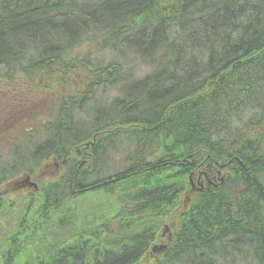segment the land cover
Masks as SVG:
<instances>
[{
    "label": "trees",
    "instance_id": "16d2710c",
    "mask_svg": "<svg viewBox=\"0 0 264 264\" xmlns=\"http://www.w3.org/2000/svg\"><path fill=\"white\" fill-rule=\"evenodd\" d=\"M108 44L152 72L123 87L129 102L87 109L114 73L113 51L95 53ZM2 81L65 92L47 119L0 132L12 141L0 184L37 185L0 190V264H264V0H0ZM193 175L203 186L187 199ZM96 192L106 204L84 217ZM166 222L172 241L152 253Z\"/></svg>",
    "mask_w": 264,
    "mask_h": 264
},
{
    "label": "rangeland",
    "instance_id": "374dc122",
    "mask_svg": "<svg viewBox=\"0 0 264 264\" xmlns=\"http://www.w3.org/2000/svg\"><path fill=\"white\" fill-rule=\"evenodd\" d=\"M91 41H92L91 39L87 38V39H84L82 42L91 43ZM109 46H111V47L96 49L95 53L99 56H102L105 54L109 55V53H111L113 51L112 52L113 55L109 57L107 62H103V64L108 66V64L112 63L111 69L114 70V73L112 74V76H110V79L108 80V83H109L108 85H105V86L102 85L104 88L102 86H99V87L94 89L93 93L88 94L89 102L84 101V107L86 105H90V104H96L97 106H102L103 104H106V105L110 106L113 103V100L116 99V97L118 99H120L122 102L123 101L129 102L127 95L123 94V91H127L123 87L126 86L127 89H129V87H130L129 90H133V89L137 88L138 86H135L134 85L135 83H133V81L140 80V77L145 78L146 75H148L152 72V66L150 64H148V66L146 68L147 73L145 71H143L140 75V67H139L138 62H137V59H138L137 56H135L131 52L125 51L124 47H116L114 45H109ZM77 55H80V54L77 51H75L73 53H70L68 55V57H73V56H77ZM111 59H113V60H111ZM109 60H111V61H109ZM141 68H143V67L141 66ZM123 79H126L128 82L123 81ZM73 82L75 84H78V83H83L84 81L83 80L81 81L80 78H74ZM17 86L18 85H16L15 83L11 84V83L5 82V81L0 82V104L7 107L10 105L9 101L14 100L13 104L15 105V107H11L9 111H6L7 112L6 114L9 115V117L6 121L4 120L5 114H0V132L5 131L7 128H9L11 126H14L16 124V121L18 118H23V117L33 118V120H32L33 123H36L37 121L42 120V119H47L49 117V115H51L50 112H48L49 111L48 106H49L51 100L54 98V96L60 97L63 95L62 94L63 91L65 92L64 86L62 85V87H59V88H57V86L53 87V89L50 90L49 95L41 94L39 96H36L35 94H33V95L29 96L27 93H23L21 90L17 89ZM72 90H73V88L70 87L68 93H70ZM30 97H31V99H30ZM124 97H126V98H124ZM26 98H29L28 102H26L27 101ZM257 99L258 98L254 96L253 101H254L255 105H257L259 103V101ZM76 105H78V104H76ZM86 108H87V106H86ZM85 109H82V110H85ZM74 110L77 111L76 114L79 118H80V114L82 115L83 118H86V117H84L85 114L82 112L81 109L74 108ZM1 112H3V110H0V113ZM126 112H128V111H126ZM42 113L44 114V116L42 115ZM115 119H116V121H115L116 123L121 121L119 118H115ZM242 119L243 118L240 116L239 119H235L233 121V124L235 126L240 127V124L242 123ZM109 124H111V123H109ZM117 126L119 127V129L121 127H124L127 130V128H131V126H135V124L134 123L124 124V125H118L117 124ZM111 127H113V125H111ZM129 130H131V129H128V131ZM18 132L17 131L15 132L16 134H15L14 139L15 140L18 139L19 141H21L24 139V137L21 133H18ZM125 132H127V131H125ZM9 136L10 135H5V137L0 138V167L3 165V160L5 158H7L6 149L8 150V143L12 142L11 137H9ZM128 136H130V135H128ZM46 137H47L46 132L40 131L34 138H32V140H34V142L36 143L42 139L45 140ZM78 149H79V147H78ZM74 156H76L77 158H82L81 157L82 153L76 152V153H74ZM69 162L70 161L64 162L65 166ZM42 164H44V163H42ZM46 168L50 172L53 171V166H51V165H48ZM91 170H92V168H91ZM91 170H88V171H91ZM21 176H23V175L19 174V175L13 176V178H11V179L5 181L4 183L0 184V190H4L7 187V184L13 182L16 179H19ZM27 191L31 192L32 189H30V190L27 189ZM11 197H14V195H12V194L9 195V198H11ZM86 202L87 203L82 204V206L80 207L83 209L82 215L84 217L88 215L89 210L93 209L94 211H97L101 208L100 205H102V204L105 205L106 204V197L102 193L96 192V193L88 195V199ZM89 204H90V206H89ZM107 207H110V206L107 205ZM6 215H7V212L3 213L4 220L7 223L8 221H10V219ZM83 216H82L83 222H85V219ZM139 218H140V215L136 217V219H139ZM118 222H119V219H117L114 223L109 224L107 227L108 230L111 229V227L113 225L117 224ZM166 224H168V223L166 222ZM132 229H130V230H132ZM161 229L163 230V226ZM168 232H169V230H166L164 232V234L161 236L162 241L160 243H158V245H154V246H158V249H160L159 246L162 244L165 245V247H167V244L170 241L169 237L173 236V235L167 236ZM121 236H124V232H121ZM161 250H164V249H161ZM155 251H157V250H155ZM150 252L153 253L152 250H150Z\"/></svg>",
    "mask_w": 264,
    "mask_h": 264
},
{
    "label": "bare ground",
    "instance_id": "6f19581e",
    "mask_svg": "<svg viewBox=\"0 0 264 264\" xmlns=\"http://www.w3.org/2000/svg\"><path fill=\"white\" fill-rule=\"evenodd\" d=\"M195 7V6H194ZM190 9V8H189ZM195 9V8H194ZM193 10V9H192ZM143 18V17H142ZM139 21V20H138ZM126 51V50H125ZM158 65V64H157ZM119 66V65H118ZM132 68V67H131ZM165 71V70H164ZM173 71V70H172ZM177 72V71H176ZM118 76V75H117ZM105 86V85H104ZM103 87V86H102ZM104 88V87H103ZM105 98V97H104ZM117 98V97H116ZM105 103V102H104ZM109 108H110V106H109ZM147 124V123H146ZM185 136V135H184ZM148 139V138H147ZM175 144V143H174ZM87 145V144H86ZM184 149V148H183ZM140 151V150H139ZM75 152V151H74ZM95 152V151H94ZM137 151H135V153H136ZM184 152H182V154H183ZM137 154V153H136ZM180 154V153H179ZM179 158V157H178ZM171 160V159H170ZM66 161H68V159L67 158H63V159H61V160H59V162H60V164H62V165H64L65 166V164H64V162H66ZM100 163V162H99ZM132 165V164H131ZM94 171V170H93ZM218 178H219V182H221V178H223V177H221L219 174H218ZM203 186V184H201V185H199L198 186V188H201ZM130 193H132V192H130ZM175 193V192H174ZM135 221V220H134ZM135 225V224H134ZM91 226V225H90ZM140 231V230H139ZM127 234V233H126ZM129 234V233H128ZM132 234V233H131ZM58 238V237H57ZM172 239V237H169V240H171ZM52 240V239H51ZM73 240V239H72ZM231 240V239H230ZM235 240V239H234ZM50 245V244H49ZM69 245V244H68ZM61 246V245H60ZM69 247V246H68ZM78 247V246H77ZM160 247V249H158V246H154L153 247V252L155 251V250H161V249H165L166 247H165V245H160L159 246ZM223 247V246H222Z\"/></svg>",
    "mask_w": 264,
    "mask_h": 264
}]
</instances>
